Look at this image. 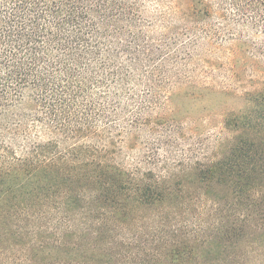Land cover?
<instances>
[{"label":"trees","instance_id":"trees-1","mask_svg":"<svg viewBox=\"0 0 264 264\" xmlns=\"http://www.w3.org/2000/svg\"><path fill=\"white\" fill-rule=\"evenodd\" d=\"M183 4L193 26L171 34L150 0H0V264H152L143 250L154 244L167 248L163 264H225L257 216L249 240L264 244L263 77L225 116L220 157L187 159L190 186L209 197L213 183L235 201H215L211 227L173 225L189 207L161 154L177 125L159 111L175 87L212 74L207 61L191 66L203 43L237 41L264 60V0ZM144 134L143 156L125 167L123 148ZM132 229L137 245L114 251Z\"/></svg>","mask_w":264,"mask_h":264},{"label":"rangeland","instance_id":"rangeland-1","mask_svg":"<svg viewBox=\"0 0 264 264\" xmlns=\"http://www.w3.org/2000/svg\"><path fill=\"white\" fill-rule=\"evenodd\" d=\"M190 1L150 0L149 15L154 14L163 19V22L157 25L158 32L179 33L187 27H192L193 18L183 4L186 2L189 5ZM242 44L233 40L215 44L203 43L196 53V57L191 61V66L192 68L200 67L201 60L207 61L213 65L212 74L206 79L201 77V74L200 76L195 75L197 83L175 87L168 95L165 106L159 111L164 117L174 120L177 125V134L174 137L173 146L170 149L162 148L161 154L170 159L168 169L176 173L175 179L184 180V183L177 188L172 187L182 191L183 201H176V203L179 206L189 207L188 210H190L183 212V215H177V219L172 221L175 227L181 225L184 229L186 223L190 227H204L205 225L211 227L219 218L216 216L219 207L215 201H220L221 205L224 202L235 201L228 192L221 191L222 193L219 195L218 188L213 183L206 184L208 186L207 191L212 193L211 196L206 197L198 191L201 185L195 183L190 186L192 182H187L185 176L191 173L190 164L192 162L187 159L207 163L220 157L223 144L232 140V134L224 128L225 116L231 111L245 109L247 103L244 96L247 92L252 91L258 81L262 80L261 77L264 78L261 73L254 74L252 72L256 66L259 67V70L263 69L264 60H256L251 55L246 54L245 51L246 49L250 50V46L242 47ZM250 45L252 47V43ZM207 85L208 87H206ZM206 88L214 94H206ZM220 91H223L225 95L222 94L221 96V93H217ZM146 141L147 136L144 134L134 149L130 148L134 142H129L127 147L123 148L119 162L128 168L136 165L139 162L138 159L144 154ZM148 167H143V169H148ZM223 190L225 191V189ZM220 197L221 200H219ZM229 221L231 220L229 219ZM261 223V217L257 216L252 225L248 224V238L239 248L230 251L225 264H264V244L256 247L249 240L250 236L253 237L261 232L260 226L257 229ZM146 226L153 230L160 224L157 221H148ZM207 227L208 233L206 231V234L209 236L210 231ZM130 231L132 232H128L125 237L118 239L117 244L112 247L114 251L116 249L124 251V247L128 246L130 249L137 245V242L135 241L136 243L133 244L134 241L131 239L134 235L133 229ZM181 234L179 232L175 239H178L177 237ZM202 236L203 234L194 238L199 239ZM105 239L106 235L100 233L95 237H86L85 241L94 243V241ZM78 240L82 241L83 237ZM144 244L146 243L144 242ZM166 250L167 248L160 244L146 245L143 256L147 254L148 260L152 264H159V261L163 264L162 256L165 255ZM153 255H157V257L152 259L150 256ZM158 255H161L160 258ZM187 264H191V262Z\"/></svg>","mask_w":264,"mask_h":264}]
</instances>
